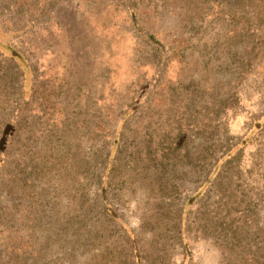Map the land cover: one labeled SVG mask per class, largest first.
<instances>
[{
    "label": "rangeland",
    "instance_id": "obj_1",
    "mask_svg": "<svg viewBox=\"0 0 264 264\" xmlns=\"http://www.w3.org/2000/svg\"><path fill=\"white\" fill-rule=\"evenodd\" d=\"M0 264H264V0H0Z\"/></svg>",
    "mask_w": 264,
    "mask_h": 264
}]
</instances>
